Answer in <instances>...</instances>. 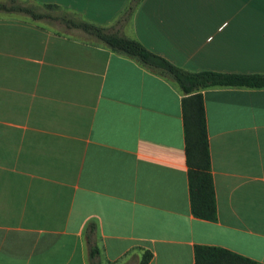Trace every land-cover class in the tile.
<instances>
[{
  "label": "crops",
  "instance_id": "crops-1",
  "mask_svg": "<svg viewBox=\"0 0 264 264\" xmlns=\"http://www.w3.org/2000/svg\"><path fill=\"white\" fill-rule=\"evenodd\" d=\"M128 3L0 11V264H89L92 222L99 264L197 245L264 264V88L201 92L216 220L193 217L177 85L59 21L110 28ZM121 33L189 72L264 74V0H141Z\"/></svg>",
  "mask_w": 264,
  "mask_h": 264
},
{
  "label": "trees",
  "instance_id": "trees-1",
  "mask_svg": "<svg viewBox=\"0 0 264 264\" xmlns=\"http://www.w3.org/2000/svg\"><path fill=\"white\" fill-rule=\"evenodd\" d=\"M17 0L0 2V11L24 13L31 18L45 16L33 10L18 6ZM141 0H129L115 24L104 28L88 21L61 17L59 21L67 29H77L112 52L135 60L152 72L170 78L179 88L182 123L185 142V160L190 211L193 217L213 222L216 220V202L213 180L210 174V156L206 129L202 91L211 87L264 88V74H222L211 71L189 72L177 67L166 59L152 53L135 39L121 33ZM52 7V6H47ZM97 226L94 222L85 229L88 263L99 264V249L96 244ZM151 254L146 252L139 264H148ZM194 264H258L230 251L197 245L194 247Z\"/></svg>",
  "mask_w": 264,
  "mask_h": 264
},
{
  "label": "rangeland",
  "instance_id": "rangeland-1",
  "mask_svg": "<svg viewBox=\"0 0 264 264\" xmlns=\"http://www.w3.org/2000/svg\"><path fill=\"white\" fill-rule=\"evenodd\" d=\"M54 12H55V11H54ZM55 13L57 14V12H55ZM55 13H54V14H55Z\"/></svg>",
  "mask_w": 264,
  "mask_h": 264
}]
</instances>
